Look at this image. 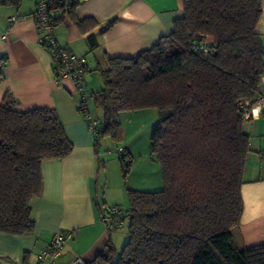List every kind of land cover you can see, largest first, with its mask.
<instances>
[{
  "label": "trees",
  "instance_id": "obj_1",
  "mask_svg": "<svg viewBox=\"0 0 264 264\" xmlns=\"http://www.w3.org/2000/svg\"><path fill=\"white\" fill-rule=\"evenodd\" d=\"M261 13V0H182L169 34L134 56L109 58L100 70L103 87L90 91L101 109L95 150L103 136H121L119 113L155 109L149 146L162 189H126L127 241L117 252L106 224L107 242L83 264H264V243L238 249L227 242L243 212L249 151L239 103L261 94L264 76ZM73 20L80 29L95 24ZM199 45L206 52L197 53ZM5 63L0 56V79ZM15 101L6 93L0 102V231L24 234L34 228L30 201L42 191L41 160L63 159L73 144L56 110L20 112ZM125 155L124 175L131 163Z\"/></svg>",
  "mask_w": 264,
  "mask_h": 264
},
{
  "label": "crops",
  "instance_id": "obj_2",
  "mask_svg": "<svg viewBox=\"0 0 264 264\" xmlns=\"http://www.w3.org/2000/svg\"><path fill=\"white\" fill-rule=\"evenodd\" d=\"M50 2L56 40L84 59L87 89L90 69L100 74L109 58L134 56L151 47L171 32L173 21L182 15V0H64L59 6L56 0ZM261 8L256 31L264 39V0ZM35 9L34 0L0 3V56L6 59L0 102L11 93L16 111L56 110L73 150L63 159L41 160L42 191L30 201L34 228L24 234L0 231V264H47L36 256L55 232L70 230L73 236L63 245L55 264H71L75 255L90 261L109 237L101 213L107 206L120 204L113 199L107 203L104 188L100 199L99 189L104 185L100 172L106 175L107 171L105 154L100 153V140L95 150L94 138L77 110L79 95L74 83L69 78L55 80L50 56L37 43ZM8 17L15 20L7 37L1 38ZM74 17L92 18L95 24L80 29ZM112 19L115 22L106 28ZM260 93L264 96V84ZM94 117L99 120L101 113ZM243 128L249 136L241 185L243 212L227 241L238 249L264 243V108L257 118L246 120Z\"/></svg>",
  "mask_w": 264,
  "mask_h": 264
},
{
  "label": "rangeland",
  "instance_id": "obj_3",
  "mask_svg": "<svg viewBox=\"0 0 264 264\" xmlns=\"http://www.w3.org/2000/svg\"><path fill=\"white\" fill-rule=\"evenodd\" d=\"M88 91L99 90L103 87L102 77L99 72L91 70L87 76ZM93 116H100L101 109L90 101ZM121 136L114 138L105 135L100 139V153L107 163L106 175L100 172V182L104 185L100 187V199L102 189L106 191V202L111 203L112 199L117 200L120 206H128L126 190L156 191L162 189L160 167L150 150V134L153 126L159 119L155 109L149 108L143 111L121 112L119 113ZM122 150L126 159L131 163L126 175L121 170L119 157ZM109 151V153H107ZM128 151V152H127ZM103 170V168H102ZM125 191H124V190ZM124 191V192H122ZM127 221L119 229H113L111 233L112 241L119 252L128 239Z\"/></svg>",
  "mask_w": 264,
  "mask_h": 264
},
{
  "label": "built area",
  "instance_id": "obj_4",
  "mask_svg": "<svg viewBox=\"0 0 264 264\" xmlns=\"http://www.w3.org/2000/svg\"><path fill=\"white\" fill-rule=\"evenodd\" d=\"M36 9L34 21L37 31V43L49 54L55 80L69 78L75 85L79 102L77 110L85 121L89 133L95 139L99 132L100 121L96 119L91 112L90 92L85 85L86 65L82 57L76 56L67 47L62 46L56 40L54 35V25L50 18L48 0H34ZM15 17H8V27L2 34L1 38H6L9 32V26L13 23ZM197 53L206 52V47L199 45L194 47ZM1 77V76H0ZM264 84V76L260 78V86ZM239 106L244 110L246 120L257 118L262 108H264V96L259 94L252 102L241 101ZM122 150H118L122 154ZM109 153V151H107ZM101 219L105 224L109 221L114 229H119L128 219L127 210L120 205L107 206L102 214ZM73 236V231H57L52 235L48 246L43 249L37 256L39 262L46 261L47 264H55L57 257L61 254L65 242ZM84 259L75 255L71 259V264H83Z\"/></svg>",
  "mask_w": 264,
  "mask_h": 264
}]
</instances>
